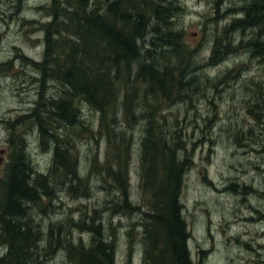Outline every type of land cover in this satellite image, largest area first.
<instances>
[{"label": "trees", "instance_id": "trees-1", "mask_svg": "<svg viewBox=\"0 0 264 264\" xmlns=\"http://www.w3.org/2000/svg\"><path fill=\"white\" fill-rule=\"evenodd\" d=\"M225 1L209 3L217 13ZM241 1L239 10L225 6L226 23L193 46L184 39L180 17L186 8L179 0H52L48 19L40 23L42 59L24 65L40 71L37 88L51 83L59 92L41 94L17 117V124H30L49 162L44 171L32 166L28 130L17 133L18 145L10 138L0 180V264L56 258L60 264H115L118 232L103 210L133 218L124 230V264L135 245L138 264H201L191 257L180 201L191 148L169 106L187 108L192 97L232 77L231 71L237 76L241 52L264 71V0ZM249 28L259 32L244 44ZM220 64L211 76L208 69ZM262 82L250 78L248 86L254 89L247 112L256 134H264ZM85 107L96 114L95 127ZM242 129L238 139H249ZM79 141L94 142V148L83 156ZM134 142L136 203L128 173ZM96 184L108 193L97 206L82 203L76 211L60 201L89 199ZM235 185L226 188L235 191ZM242 189L244 195L254 191ZM58 209L62 214L50 219Z\"/></svg>", "mask_w": 264, "mask_h": 264}, {"label": "rangeland", "instance_id": "rangeland-1", "mask_svg": "<svg viewBox=\"0 0 264 264\" xmlns=\"http://www.w3.org/2000/svg\"><path fill=\"white\" fill-rule=\"evenodd\" d=\"M179 1L186 8L180 17L184 39L193 46L200 44L205 34L214 32L215 26L219 28L226 23L223 17H228L223 14L225 6L234 4L238 10L243 6L241 0H226L215 13L209 0ZM51 2L0 0V180L4 177L9 147L13 144L10 138L18 145V132H29L30 161L34 168L44 171L49 162V154L39 150L30 124L24 121L17 124V117L27 113L41 94L45 97L59 92V86L51 83L37 88L34 81L40 71L35 72L30 64L24 65L29 60L39 62L42 59L43 31L40 23L48 19L46 13H49ZM221 19L223 21L219 22ZM258 32L259 28L246 29L242 42L246 44ZM239 58L242 69L237 76L235 70L231 71L232 77L217 84V87L207 89L203 95L192 97L193 102L187 108L185 104L169 106L170 117H179L180 133L185 135L191 148L188 157L191 164L184 176L180 201L190 234L188 247L191 257L195 262L200 259L201 264H264V140L261 141L264 134L262 131L256 134V126L250 112H247V102L254 92V89H248L250 78L264 82V71L262 65H257L256 60L249 58L246 52H241ZM221 67V64L215 69L212 66L208 71L212 76ZM83 110L95 127L96 114L86 107ZM239 129L250 138L238 139ZM138 135L136 131L135 138ZM258 142L261 146L257 145ZM94 145V142L85 144V141H79L83 156ZM136 150L137 142H134L128 173L135 203ZM233 182L236 184L233 187L235 191H230L226 187ZM96 185L89 199L73 200L64 196L60 201L75 209L82 203L87 209L97 206L108 193ZM244 186L254 191L244 195ZM102 212L104 220L107 219L113 230L118 232L115 264H124L129 247L124 230L126 223L133 218L128 215L112 216L107 210ZM57 214H62L61 209L52 212L50 219ZM82 239H86V234H82ZM138 255L135 245L129 264H138ZM47 261L49 264H60L57 258Z\"/></svg>", "mask_w": 264, "mask_h": 264}, {"label": "bare ground", "instance_id": "bare-ground-1", "mask_svg": "<svg viewBox=\"0 0 264 264\" xmlns=\"http://www.w3.org/2000/svg\"><path fill=\"white\" fill-rule=\"evenodd\" d=\"M21 64V63H20Z\"/></svg>", "mask_w": 264, "mask_h": 264}]
</instances>
